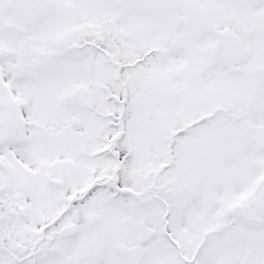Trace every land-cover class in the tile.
I'll use <instances>...</instances> for the list:
<instances>
[{
  "label": "snow or ice",
  "instance_id": "obj_1",
  "mask_svg": "<svg viewBox=\"0 0 264 264\" xmlns=\"http://www.w3.org/2000/svg\"><path fill=\"white\" fill-rule=\"evenodd\" d=\"M0 264H264V0H0Z\"/></svg>",
  "mask_w": 264,
  "mask_h": 264
}]
</instances>
